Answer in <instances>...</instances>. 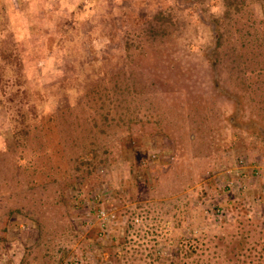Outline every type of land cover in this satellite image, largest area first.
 <instances>
[{"label": "rangeland", "instance_id": "1", "mask_svg": "<svg viewBox=\"0 0 264 264\" xmlns=\"http://www.w3.org/2000/svg\"><path fill=\"white\" fill-rule=\"evenodd\" d=\"M0 145V264H264V0H0Z\"/></svg>", "mask_w": 264, "mask_h": 264}, {"label": "trees", "instance_id": "2", "mask_svg": "<svg viewBox=\"0 0 264 264\" xmlns=\"http://www.w3.org/2000/svg\"><path fill=\"white\" fill-rule=\"evenodd\" d=\"M233 238H235L233 235L230 237H209L203 234L201 236V234L197 235V232L195 234L191 233L189 236L179 235L169 241L170 247H174L173 250L172 248L167 250L165 257L160 254L161 250L151 244L146 245L143 250L135 249L130 252L128 250L125 254V250L118 251L116 259L124 257L129 264H191V261L192 264H212L213 261L216 264H252L250 258L253 252H256L255 245L248 248L249 246L247 247V244H245L246 241L241 238V240L237 239L236 244L233 246ZM215 240L221 246H215L213 248L215 252H212V249L205 242L213 241L214 243ZM155 242L157 243V241ZM129 255L130 257L127 258ZM106 264H112V260H107Z\"/></svg>", "mask_w": 264, "mask_h": 264}, {"label": "clouds", "instance_id": "3", "mask_svg": "<svg viewBox=\"0 0 264 264\" xmlns=\"http://www.w3.org/2000/svg\"><path fill=\"white\" fill-rule=\"evenodd\" d=\"M0 147H2V145H0Z\"/></svg>", "mask_w": 264, "mask_h": 264}]
</instances>
